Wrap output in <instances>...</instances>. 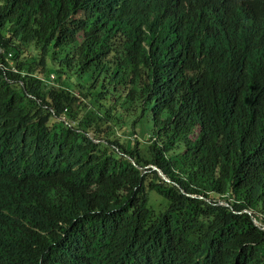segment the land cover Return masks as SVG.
I'll return each instance as SVG.
<instances>
[{"label": "trees", "instance_id": "16d2710c", "mask_svg": "<svg viewBox=\"0 0 264 264\" xmlns=\"http://www.w3.org/2000/svg\"><path fill=\"white\" fill-rule=\"evenodd\" d=\"M262 227L264 0H107V264ZM0 264H106V0H0Z\"/></svg>", "mask_w": 264, "mask_h": 264}, {"label": "water", "instance_id": "95a60500", "mask_svg": "<svg viewBox=\"0 0 264 264\" xmlns=\"http://www.w3.org/2000/svg\"><path fill=\"white\" fill-rule=\"evenodd\" d=\"M152 167L155 168V169H157V171L162 176V178H164L167 181H170V179L167 177V175L160 168H158L157 166H152ZM221 204L228 205V203H224V202H221ZM244 211H246L249 214H251V211L250 210H244ZM254 223L257 224V225H259V226L261 225V223L257 219H254ZM262 228L264 229V227H262Z\"/></svg>", "mask_w": 264, "mask_h": 264}, {"label": "rangeland", "instance_id": "374dc122", "mask_svg": "<svg viewBox=\"0 0 264 264\" xmlns=\"http://www.w3.org/2000/svg\"><path fill=\"white\" fill-rule=\"evenodd\" d=\"M48 85H49V84H48ZM118 132H120V131H118ZM121 137H122L123 143H125V142L128 140L129 135L121 134ZM152 196H153L154 199L159 200V197H158L157 194L153 193ZM158 204H161V203H158Z\"/></svg>", "mask_w": 264, "mask_h": 264}]
</instances>
